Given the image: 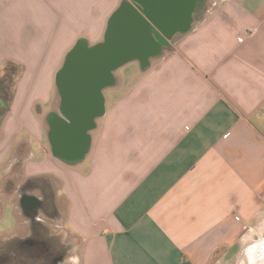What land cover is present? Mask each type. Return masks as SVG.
Wrapping results in <instances>:
<instances>
[{"label":"crops","instance_id":"obj_1","mask_svg":"<svg viewBox=\"0 0 264 264\" xmlns=\"http://www.w3.org/2000/svg\"><path fill=\"white\" fill-rule=\"evenodd\" d=\"M123 2L0 0V73L22 68L0 170L57 180L61 264H264V0L195 2L185 32L112 73L80 155L55 154L56 74Z\"/></svg>","mask_w":264,"mask_h":264},{"label":"water","instance_id":"obj_2","mask_svg":"<svg viewBox=\"0 0 264 264\" xmlns=\"http://www.w3.org/2000/svg\"><path fill=\"white\" fill-rule=\"evenodd\" d=\"M123 2L109 19L103 41L91 47L76 46L66 56L55 77L61 96L63 120L53 123L50 140L59 157H77L87 133L104 111L102 91L111 85L112 73L134 60H145L176 32L183 33L198 0H130ZM155 38V39H154ZM75 144L81 146L74 152ZM35 197H21L20 204L32 209Z\"/></svg>","mask_w":264,"mask_h":264},{"label":"rangeland","instance_id":"obj_3","mask_svg":"<svg viewBox=\"0 0 264 264\" xmlns=\"http://www.w3.org/2000/svg\"><path fill=\"white\" fill-rule=\"evenodd\" d=\"M129 70L136 73L138 64L130 62L115 73ZM58 101L56 90L53 109H57ZM21 165L17 162L8 171L0 170V264H50L53 259V264H61L74 239L61 223L65 205L56 196L58 182L45 177L26 180ZM23 195L37 198L35 212L27 214L21 207Z\"/></svg>","mask_w":264,"mask_h":264},{"label":"trees","instance_id":"obj_4","mask_svg":"<svg viewBox=\"0 0 264 264\" xmlns=\"http://www.w3.org/2000/svg\"><path fill=\"white\" fill-rule=\"evenodd\" d=\"M21 72V66L13 62H8L0 73V100L4 102L5 108L4 112L0 113V118L9 108V104L14 95L16 82Z\"/></svg>","mask_w":264,"mask_h":264},{"label":"flooded vegetation","instance_id":"obj_5","mask_svg":"<svg viewBox=\"0 0 264 264\" xmlns=\"http://www.w3.org/2000/svg\"><path fill=\"white\" fill-rule=\"evenodd\" d=\"M57 92H58V90H57ZM58 105H57V110H58V112L60 113V105H61V96H60V93L58 92ZM61 114V113H60ZM62 116V115H61ZM53 121H55V120H53ZM22 197H32L31 195H23ZM20 202V201H19ZM21 205V204H20ZM21 207H22V205H21ZM38 207H39V202L36 204V206H34L32 209H26L25 207H22L23 209H24V211L27 213V214H30V213H32V212H35L37 209H38ZM56 259H53L52 261H51V263L50 264H53L54 263V261H55Z\"/></svg>","mask_w":264,"mask_h":264}]
</instances>
